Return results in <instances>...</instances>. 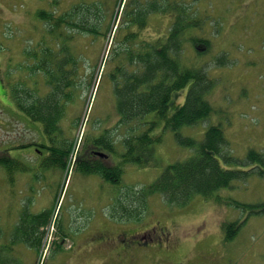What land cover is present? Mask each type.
<instances>
[{
    "label": "rangeland",
    "instance_id": "rangeland-1",
    "mask_svg": "<svg viewBox=\"0 0 264 264\" xmlns=\"http://www.w3.org/2000/svg\"><path fill=\"white\" fill-rule=\"evenodd\" d=\"M53 1L0 0L2 12L0 13V44L8 55L6 56L8 62L10 61L13 66H20L21 75L24 74L22 69L30 66L33 61V57L29 58L28 53L37 51L38 48L42 50L44 47L42 41L51 40L50 36L48 38V33L42 32L44 24L38 18L37 12L43 7H49L60 15L66 12L63 8L81 0H60L61 3L51 9L53 6L50 4ZM84 1L89 2V0ZM189 1L196 17L202 20V28L194 29V33L191 32L187 36V40L197 35L210 40L211 46L203 57H199L193 45L187 41L185 44L186 49L188 48L187 54L185 51L182 55V62L186 66L206 67V72L214 83V88L207 96L214 113L209 119L196 126L182 128L181 133L200 142L210 126H221L229 141L225 153L228 150L226 154L230 157L229 161H225L219 156L222 167L227 170L250 171L255 165L246 162L248 151L254 149L264 153V0ZM105 2L111 4L107 21H111L114 10L113 23L117 21L118 11L114 9L115 0H105ZM97 4L101 5L100 2ZM99 12L103 14L101 6ZM95 17L94 14L93 22L97 21ZM149 21L151 22L142 31L141 39L138 38L137 43L142 41L145 45L152 44L157 36H161L160 33L169 34L173 24L163 21L160 15L149 18ZM114 27L111 26V31ZM111 31L108 32L110 38L113 34ZM69 36L72 37L73 42L70 46H73L74 53L76 54L78 50L79 55L84 58L79 57L83 62L78 65L76 75L79 77L74 79L79 85L74 97L78 96V98L70 108L72 116L67 117L68 121L80 115H83L81 121L84 117L87 120L90 107L86 113L84 112L88 102L90 101L89 106H91L93 101L94 107L87 123V135L96 130L97 126L100 127L105 123L109 124L107 125L109 129H113V126L116 127L119 123V118L115 114L116 82L106 70L97 85L93 84L97 76L96 67L108 55L110 43L108 44V40L105 39L107 46L100 51L103 46L100 36L91 40L74 30ZM54 40L55 38L51 43ZM113 41L111 64L108 68L111 74L115 72V67L119 63L116 61L118 58L114 61L113 56L120 51L115 45V40ZM137 49L139 51V48ZM124 65L133 69L128 62H124ZM1 69L0 81H6L8 76L12 83L9 70ZM41 76L42 73L34 75L31 86L39 84L41 93L43 90L46 93L45 82L42 81ZM191 85L192 83L180 92L185 94L181 105L185 102ZM0 112L5 119L2 121L1 129H6L7 116L2 110ZM106 118L108 119L105 122ZM154 120L155 114L137 120L136 133L141 135L146 132ZM19 127L20 131L14 134L2 133L0 130V143L11 137V134L14 140L24 136L22 141L26 142L36 136L33 137V131L22 121ZM125 128L123 126L121 130L124 131ZM35 132L37 134V131ZM151 134L163 137V143L156 147L157 163L147 168H138L134 165L126 167L123 188L143 189L153 184L166 167L186 160L192 154L191 150L179 144L173 132L164 130L162 123ZM69 135L74 138L76 130L71 129ZM125 135L120 133L113 136L116 137L119 146ZM120 150L123 152V146H120ZM111 158L114 160V165L120 161L116 155H111ZM6 176L0 170V226L5 233L0 237L1 250L9 245L7 237L9 234L12 235L24 206H27L30 213H42L52 207L58 192L62 197L61 206L63 205L60 218L52 230L53 235L49 239L45 236L44 239L45 241L52 239V242H56L49 244L47 241L48 246L44 242L41 249L15 246L12 255L5 254L14 259L13 264H264V215H249L246 211L228 204V199L243 204L264 203V177L252 175L246 180L234 182L232 188L220 192L222 198L220 204L215 200L198 198L185 208L171 207L161 196L156 195L150 201L151 212L145 215L143 220L127 222L111 221V217L107 215L108 206L114 200V193L110 189L112 185L98 175L84 176L75 171L67 181V175L62 169L41 168L38 171L34 169L27 173H18L15 187L5 181ZM59 219L63 222H59ZM236 220L243 222V227L234 241L225 242L222 223ZM155 221L169 226L155 224L157 227L155 237L158 239L157 245H154L156 248H146V243H141L138 235L129 237L123 244L117 240L120 234L130 233L135 228L145 233L152 228L150 225ZM78 226L79 229L76 231ZM58 227L69 230L73 241L69 237H64V242L60 241L62 237L56 234ZM169 230L173 231V236ZM110 237L111 248L109 241L104 243ZM117 242L119 245L113 247ZM170 242L171 245L167 250H157L163 246L167 247ZM62 243L66 249H71L72 243L77 244V248L69 251L62 247ZM75 247L76 245H73V248Z\"/></svg>",
    "mask_w": 264,
    "mask_h": 264
},
{
    "label": "trees",
    "instance_id": "trees-1",
    "mask_svg": "<svg viewBox=\"0 0 264 264\" xmlns=\"http://www.w3.org/2000/svg\"><path fill=\"white\" fill-rule=\"evenodd\" d=\"M165 1V7L156 5V1L150 2V6L143 8L136 5L126 16L132 24H139L141 20L146 22V16L151 10L160 9L161 13H167L166 16L173 26L165 43L156 42L146 47L144 52L147 55V61L143 63V67H137L134 72L129 71L124 68L122 60H116L119 63L112 77L117 82L115 96L119 123L113 129L104 127L100 132L94 130L85 142V149L90 147V150H102L104 148L114 153L116 137L113 138V136L120 133L127 134L125 135L127 138L122 143L125 152L122 154L121 164L110 168L104 161L81 153L78 162L74 165L75 171L84 176L98 175L106 182L121 187L126 165L142 168L157 163L156 147L163 143V137L153 136L151 132L161 123L164 124L165 131L173 132L179 144L193 149L194 152L187 160L166 167L161 177L142 192L140 202L138 201L137 204L145 209L146 200L148 201L156 194L162 195L168 204L175 206L189 205L197 197L210 199L216 196L217 200L222 202L220 192L232 188L234 182L246 180L252 175L264 177V153L254 149L249 150L246 157V162L255 165L250 171L227 170L222 167L219 156H222L225 161H229L230 157L223 156L228 141L220 126L210 127L201 143L193 138L182 136V128L197 125L214 113L212 104L207 100L213 83L203 69L186 66L182 62L185 44L195 38L189 37L187 40V36L195 31L194 29L202 28L200 19L196 16L192 18L190 8L186 5L178 6L172 0ZM95 2V0H89V2L81 0L79 3L71 4L66 12L60 15L53 10H40L38 13L45 28L48 27L50 37L61 39L64 43L59 49L47 47V42L44 41L42 50L38 48L37 51L30 53L36 61L31 70L45 73L48 91L45 93L43 90L41 93L39 88L27 91L24 84L19 86L18 91L20 110L31 125L35 124L40 133L38 139L20 145V149L33 150L44 168L62 169L67 172L73 164L71 155L76 142L75 137L72 138L69 135V131L77 130L81 125V119L78 116L68 121L67 117L72 116L70 108L78 98V96L74 97V93L79 90V85L74 79L79 77L76 73L78 65L83 61L78 59L73 46H70L73 41L69 34L73 30H81L90 32L94 37L107 36V32L103 34L100 31L103 26L108 32L111 31V21L106 19L109 14L106 11L100 15L98 13L94 18L98 22H93V5L97 11L100 9ZM57 3L58 1L54 0V4ZM101 6L106 7L104 3ZM194 42H204V39L196 38ZM119 48L120 51L116 56H127L131 46L121 44ZM191 82L193 86L187 95L186 103L181 106L178 96ZM151 114H155V120L151 122V127L146 132L138 135L136 128L127 131L128 125ZM123 126L126 127L124 131L121 130ZM31 164L13 160L8 153L0 154V168L6 171L10 180H13V175L17 172H27ZM114 200L111 213L114 218L133 217V214L137 216L141 213L140 207L136 209L131 207L134 200L133 193L129 191L120 193ZM228 204L246 211L249 215H264V203L243 204L228 199ZM56 207L57 195L53 206L40 214L30 213L27 206L22 209L12 235L9 234L7 237L9 245L0 249V264L14 263V259L5 254L12 255L17 245L41 249L45 236L44 229L52 223ZM243 224L239 220L223 223L225 242L234 241ZM156 230L157 228L154 227L145 234L134 235H138L141 243L145 242L148 246L157 245ZM166 233L169 235L168 231ZM4 234L0 226V237ZM60 234L63 238L70 237V234L65 233L62 228H60ZM128 238L125 237L122 244ZM117 240H120V237ZM107 241L110 242L109 248H111V237L104 243Z\"/></svg>",
    "mask_w": 264,
    "mask_h": 264
},
{
    "label": "flooded vegetation",
    "instance_id": "flooded-vegetation-1",
    "mask_svg": "<svg viewBox=\"0 0 264 264\" xmlns=\"http://www.w3.org/2000/svg\"><path fill=\"white\" fill-rule=\"evenodd\" d=\"M0 100L4 103H8L7 97L0 91Z\"/></svg>",
    "mask_w": 264,
    "mask_h": 264
}]
</instances>
